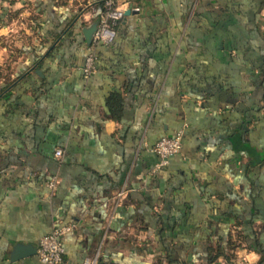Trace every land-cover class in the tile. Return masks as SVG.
Instances as JSON below:
<instances>
[{
  "label": "crops",
  "instance_id": "1",
  "mask_svg": "<svg viewBox=\"0 0 264 264\" xmlns=\"http://www.w3.org/2000/svg\"><path fill=\"white\" fill-rule=\"evenodd\" d=\"M117 3L85 76L101 0H0V264H264V0Z\"/></svg>",
  "mask_w": 264,
  "mask_h": 264
},
{
  "label": "built area",
  "instance_id": "2",
  "mask_svg": "<svg viewBox=\"0 0 264 264\" xmlns=\"http://www.w3.org/2000/svg\"><path fill=\"white\" fill-rule=\"evenodd\" d=\"M102 8L97 17L96 30L92 35L91 42L88 45L87 56L84 61L82 71L85 76L90 75L96 68L95 48L102 43H108L116 35V24L124 16V11L120 8L117 0H101ZM182 141V131L178 130L172 136H164L160 138L153 147V151L159 157L158 166L167 164L169 158L180 152ZM55 156L60 157L62 150L57 149ZM59 180L57 176L51 177L46 185L52 193ZM71 229V226H62L53 228V230L41 237L37 247V255L39 260L44 264H61L63 260L64 247L62 236ZM97 255L88 256L83 259L80 264H97Z\"/></svg>",
  "mask_w": 264,
  "mask_h": 264
},
{
  "label": "water",
  "instance_id": "3",
  "mask_svg": "<svg viewBox=\"0 0 264 264\" xmlns=\"http://www.w3.org/2000/svg\"><path fill=\"white\" fill-rule=\"evenodd\" d=\"M130 12H131L130 10H126L124 13V16L129 15ZM96 26H97V23L94 22L90 26L84 27L81 30L84 36V40L86 41L87 45H89L91 42V38H92L93 33L96 30ZM36 72L39 73V71H36ZM35 253H36V249L34 246H31V245L25 246L21 244H16L10 253V259L12 261H15L20 258L33 255Z\"/></svg>",
  "mask_w": 264,
  "mask_h": 264
},
{
  "label": "trees",
  "instance_id": "4",
  "mask_svg": "<svg viewBox=\"0 0 264 264\" xmlns=\"http://www.w3.org/2000/svg\"><path fill=\"white\" fill-rule=\"evenodd\" d=\"M101 8H102V3H101ZM101 11V10H100ZM87 49H88V45H87ZM6 83V82H5ZM8 83V82H7ZM7 83H6V85H7ZM3 91V89H1L0 90V94H1V92ZM6 93H4L3 95H0V99H3V98H6ZM238 130H241V125H239L238 126ZM236 133H234V135H235ZM239 138V136L238 137H233V140L231 141V143H232V145L234 146V147H236V144L237 143H242V141L240 140V139H238ZM249 153H251V154H253V152H252V150H251V146H249ZM255 153H257V152H255ZM255 157V159H256V161L258 162V163H261L262 161H264V159H262V158H260V153H259V155L257 154L256 156H254ZM251 158V157H250ZM252 160H253V158H251ZM219 255H222V256H224L225 254L223 253V252H218V253H216L215 254V257H210V260H209V262H208V264H212L211 263V258H218V256Z\"/></svg>",
  "mask_w": 264,
  "mask_h": 264
}]
</instances>
